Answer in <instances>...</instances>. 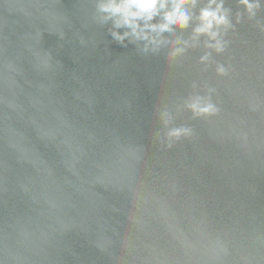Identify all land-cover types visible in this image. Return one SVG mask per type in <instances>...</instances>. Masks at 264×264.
<instances>
[{"label":"water","instance_id":"1","mask_svg":"<svg viewBox=\"0 0 264 264\" xmlns=\"http://www.w3.org/2000/svg\"><path fill=\"white\" fill-rule=\"evenodd\" d=\"M125 2L0 0V264H264V0Z\"/></svg>","mask_w":264,"mask_h":264},{"label":"clouds","instance_id":"2","mask_svg":"<svg viewBox=\"0 0 264 264\" xmlns=\"http://www.w3.org/2000/svg\"><path fill=\"white\" fill-rule=\"evenodd\" d=\"M158 0H126L124 4H114V5H106L105 7H112L116 11H120L125 8L131 7L133 4L137 5L140 9H151L154 8L157 4ZM247 2V0H245ZM251 7V5H249ZM133 15H139V13H133ZM204 18L207 20V28L210 29L212 26V19H216L217 23L222 22L223 18L222 17H216V14L213 12L205 11L204 12ZM183 19V17H182ZM130 22V21H129ZM206 30V29H201V31ZM214 35V34H213ZM207 110V109H205Z\"/></svg>","mask_w":264,"mask_h":264}]
</instances>
